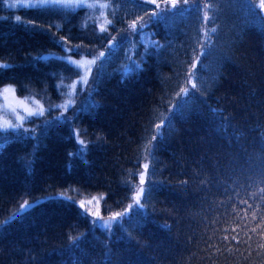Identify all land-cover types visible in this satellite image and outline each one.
Wrapping results in <instances>:
<instances>
[{"label":"trees","instance_id":"16d2710c","mask_svg":"<svg viewBox=\"0 0 264 264\" xmlns=\"http://www.w3.org/2000/svg\"><path fill=\"white\" fill-rule=\"evenodd\" d=\"M6 1L0 64L11 67L0 68V90L53 105L67 49L104 55L62 119L50 112L0 130V264H264V13L252 7L262 0H215L206 24L195 11L151 22L141 4L155 5L144 0H113L114 17L112 8ZM101 11L112 21L106 32ZM140 16L147 27L133 33ZM213 27L197 88L178 97L192 49ZM145 163L144 206L110 229L95 226L75 200L101 195L104 217L125 212ZM24 201L33 206L9 221Z\"/></svg>","mask_w":264,"mask_h":264},{"label":"snow or ice","instance_id":"6c2138e0","mask_svg":"<svg viewBox=\"0 0 264 264\" xmlns=\"http://www.w3.org/2000/svg\"><path fill=\"white\" fill-rule=\"evenodd\" d=\"M116 2L118 3V0H116ZM138 3H140V0H137ZM215 2V0H207V2H205L203 4V6H201V3L198 2H194L193 5H190L188 7H183L178 9L176 12H173V9L177 8V3L178 0H144L145 4H153L155 5V9H148L146 7H144L143 4H141V7L143 8V11L145 13L150 12L151 15L149 17V21L151 22H159L162 20H167L169 19V13H171L172 16L175 15H186L188 13L191 12H203V16L201 18L202 24H206L208 19H209V9L212 7V4ZM249 2L251 3L252 0H249ZM52 3H56V4H60L63 7H72V8H88V9H109L112 8V15L113 17L115 16V11L116 9L114 7H112L113 4V0H108V2L106 3H99V2H92L89 3V0H27L26 3H22L19 6L23 7V8H43L46 7L49 4ZM163 4V7H162ZM184 4L188 5V0H184ZM16 4H10L9 7H16ZM252 7L255 8L256 5L254 3H252ZM260 7L264 8V0H262ZM100 17H103V23L100 25V31L101 32H106L107 31V25L111 24L112 21L110 19L107 18V16L105 15V13L103 11H101L99 13ZM16 20L20 21L21 18L20 16H16ZM149 21H144V17L140 16L138 19H133L131 23L128 24V29H130L133 33L137 32V25H139V31H143V29L145 27H147V24ZM216 31V28L213 27L209 30H204V36H203V40L205 41V43L202 45L199 42L197 43L196 48L192 49L193 52V58L191 60V66L188 69V71L185 73V82L184 85L180 88L179 92H177V96H188L189 95V87L188 85H191V88L195 89L197 88V84L195 82V68L196 65L200 63V56L205 55V52L208 51L210 45H211V33H214ZM149 40L151 45L154 48H160L163 47L162 45L159 44L158 41L152 40L151 36H149ZM76 48H79L80 45H76ZM197 48L200 49L199 52H197ZM66 51H72L71 48L67 49ZM145 51H147V48L145 49ZM101 57L104 55L102 52L99 54ZM61 59H64L69 65L73 66L74 71L76 72L77 75L80 76V79L78 81H76L75 83H70L68 85H64L63 84V79L61 81V86L65 87L68 89V91L66 93H63L64 95L67 96V99L65 100V102L63 104H59L56 105L57 108H63L65 111L68 109V107L72 106L74 104V99L73 97L75 96V87L76 84H87V79L88 76L91 74V67L90 65L95 64V59L89 61L86 59H82V60H73L70 57H62ZM132 63L137 64V67H139L138 63L133 61ZM11 67L10 64H0V68L6 69ZM203 67V66H202ZM15 88L11 87V86H7V87H3L2 90H0V98H2L3 103H0V111H2L3 113H11L12 116L15 117L16 123L13 122L12 119H9L6 117V115L4 114H0V130L3 131H7L8 129H19V128H23L24 127V122L28 117H39V116H43L45 111H50L51 110V103L49 102V108L45 109L43 104H39L36 101H33V104H35L36 106H30L29 103V98L25 97L24 99H18L15 95ZM187 104V101H185L184 103H182L179 108L177 109L178 111H181L184 106ZM21 112L25 113V114H21ZM157 128V134L159 133V129L161 128V125L157 124L156 125ZM75 135L79 136V133H75ZM155 136H152V140H155ZM81 145H84L86 147L85 141L84 140H80L79 141ZM146 145L145 146V152L148 153V148L150 146ZM83 152V149H81V153ZM145 159H147V155L145 156ZM148 167L149 164L145 163L143 168V172H139L138 176H139V184L143 185L145 182V177L148 171ZM134 191H135V195L133 197L134 203L140 207H143L144 205L141 204V197L144 193V188L143 187H139L137 185H132ZM261 192H264V189H261ZM63 195V194H62ZM66 199H72L71 197H67L65 196ZM103 197H95L93 196L91 199L87 200V204L91 205L93 200L97 201V203L99 202L100 199H102ZM246 203V201H245ZM33 205L29 204L27 201H24L21 206L20 209H18L17 212L13 213L12 216H10L8 218L9 221L19 217L23 211L31 208ZM80 207L81 208H85V201L81 200L80 201ZM249 207H251V205H249ZM86 210H90V209H86ZM96 216H99V212H95L93 213ZM127 212H117L115 214H113L109 219L111 221H115L118 218L126 215ZM253 216H255V214H253ZM8 221H5V223ZM108 224H105V227H108ZM262 228H264V224L261 225ZM225 231H227V229H225ZM233 232L236 231L235 228L232 229ZM253 232H256L257 229L253 228L252 229ZM261 238L262 240H264V231L261 232ZM223 240H229V236L228 235H224L222 237ZM231 240L235 241L236 244H240L241 241L238 239L237 236H231ZM248 240H251V237L248 238ZM244 243H248V241H244ZM259 247L261 249H264V243H261L259 245ZM219 250V249H218ZM229 251H232L233 249L229 248Z\"/></svg>","mask_w":264,"mask_h":264},{"label":"rangeland","instance_id":"374dc122","mask_svg":"<svg viewBox=\"0 0 264 264\" xmlns=\"http://www.w3.org/2000/svg\"><path fill=\"white\" fill-rule=\"evenodd\" d=\"M26 2H27V0H8V1H6L5 5H6V7L10 8V9H18V8H22V7L19 6L20 4H22V3H26ZM194 2H197V0H188V5H187V6L193 5ZM198 2H199V0H198ZM89 3H92V1L89 0ZM182 3H184V0H183ZM199 3H200V2H199ZM10 4H16L17 6H16V7H9ZM260 4H261V2L258 1V3L256 4V7H258L259 9H261L262 12L264 13V8L260 7ZM177 5H178V3H177ZM184 5H185V4H184ZM47 6H58V7H60V8L67 9V10H77V9H78V8H72V7H63V6H61L60 4H56V3H52V4H49V5H47ZM201 15H203V12H201ZM101 18H103V17H101ZM144 29H145V28H144ZM144 29H143V30H144ZM205 30H206V29H205ZM140 37L142 38V41H143V42H147L146 40L149 39V37H148L146 34H142V36L140 35ZM110 46H111L112 48H114L115 45H114V43H110ZM72 52H73V51H70V52L68 53V55L65 56V57H70V58L73 59V60H82V59H86V60L91 61V60L95 59V64L90 65V67H91V74L88 76L87 84H84V85L79 84V83L76 84V87H75V96L73 97V99H74V104H73L72 106L68 107L67 110H69L70 108H72V107L75 105V103H76V98H77V95H78L79 91H82L83 89H85V88L87 87L88 83L92 80V73H93V70H94L95 66H97V65L99 64L100 59H101V56L99 55L100 52H99L96 56H87V54H84V55H78V56H77L76 54H72ZM63 60H64V59H63ZM64 61H65V60H64ZM65 64H66L67 66H69L70 68H66L65 70H63L62 73H61V76H60L59 80L57 81V86H58V88H59V94H60V100H59V102H56L55 104L52 105L50 111H45V113H44V115H45L46 113H50V112H51V113H56V114H58V117H59L60 119L63 118L64 113H65L67 110L65 111L63 108H57L56 105L63 104V103L65 102V100L67 99V96L64 95L63 93H66V92L68 91L67 88L61 86V81H62V79H63V84H64V85H68V84H70V83H75L76 81H78V80L80 79V76L77 75L76 72L74 71L73 66L69 65L66 61H65ZM199 64H200V63H199ZM199 64L196 65L195 70L198 68V65H199ZM188 87H189V93H190L191 90H192L191 85H189ZM15 95H16V93H15ZM16 97H17L18 99H23V98H19L17 95H16ZM183 97H186V96H183ZM28 98H29L30 106L35 107L36 105L33 104V101H36V102H38L39 104H43L45 109H48V108H49V105H46L45 103H43L42 101H40V100H38V99H36V98H34V97H28ZM0 103H3L2 98H0ZM0 114H4V115H6L7 118L12 119L13 122L16 123L15 117L12 116L11 113H6V114H5V113H3L2 111H0ZM21 114H25V113L21 112ZM44 115H43V116H44ZM43 116H39V117H36V116L28 117V118L25 120V122H24V127H23V128L26 129V128H27V123H29L30 121H32L34 118H41V117H43ZM20 129H22V128L15 129V130H20ZM11 130H13V129H8L7 131H11ZM2 131H3V130H2ZM25 131H26V130H25ZM145 180H146V177H145ZM144 184H145V182H144ZM144 184H143V185H140V184H139V187H143L144 190H145ZM143 194H144V193H143ZM134 195H135V194H134ZM92 197H93V196H85V197H81V198H79V199H76L75 201H76V203H78L79 206H80V201H81V200H84V201H85V208H81V209H82V212L84 213L85 216H87V217L91 220V222H92L95 226H97V227H99V228H101V229H104V230H105V229H110L114 224H116L117 222H119L120 220H122V218L126 217V216H127V215H128V214H129L134 208H138V207H140V206L136 205V204L134 203V200H133L132 203H131V205H130V207L125 211V212H127L126 215H124V216L118 218V219L115 220V221H111V220L109 219L111 216H110V217H104V216L102 215V200H103V198L100 199L98 203H97V201L93 200V202H92L91 205H88V204H87V200H88V199H91ZM95 197H101V195H95ZM133 197H134V196H133ZM142 197H143V195H142ZM142 197H141V201H140L141 204H142ZM86 209H90V210H86ZM95 212H99V216L94 215L93 213H95ZM105 224H108L109 226H108V227H105Z\"/></svg>","mask_w":264,"mask_h":264}]
</instances>
